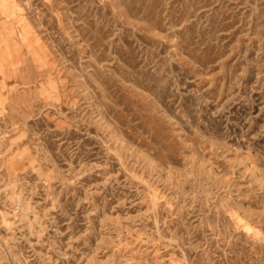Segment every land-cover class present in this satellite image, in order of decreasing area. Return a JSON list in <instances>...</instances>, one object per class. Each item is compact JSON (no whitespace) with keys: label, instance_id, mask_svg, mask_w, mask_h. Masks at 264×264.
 <instances>
[{"label":"rangeland","instance_id":"rangeland-1","mask_svg":"<svg viewBox=\"0 0 264 264\" xmlns=\"http://www.w3.org/2000/svg\"><path fill=\"white\" fill-rule=\"evenodd\" d=\"M0 264H264V0H0Z\"/></svg>","mask_w":264,"mask_h":264}]
</instances>
